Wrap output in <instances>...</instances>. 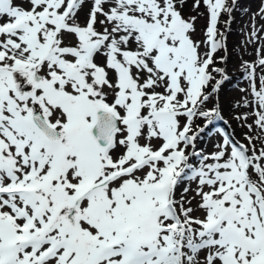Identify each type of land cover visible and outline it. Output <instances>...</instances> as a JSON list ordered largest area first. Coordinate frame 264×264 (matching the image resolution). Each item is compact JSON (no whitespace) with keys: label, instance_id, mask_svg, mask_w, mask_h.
<instances>
[{"label":"snow or ice","instance_id":"1","mask_svg":"<svg viewBox=\"0 0 264 264\" xmlns=\"http://www.w3.org/2000/svg\"><path fill=\"white\" fill-rule=\"evenodd\" d=\"M235 4L0 0V264H264V7L216 127Z\"/></svg>","mask_w":264,"mask_h":264},{"label":"rangeland","instance_id":"2","mask_svg":"<svg viewBox=\"0 0 264 264\" xmlns=\"http://www.w3.org/2000/svg\"><path fill=\"white\" fill-rule=\"evenodd\" d=\"M264 7V0H236L235 8L232 13L230 25H226L224 21L228 20V16L221 17L220 29L226 36L227 51L220 53L226 56L227 60V74L230 81L224 83L221 88L219 102L222 106V123L217 122V128H229V130L235 129L237 137H239L242 131L238 127V122L233 118L236 111H243V109L233 110L232 105L240 99V88L246 87L247 82L242 78V61H251L255 59V49L258 44H264V41L258 42V44L247 43L248 35L250 32V26L253 20L254 14ZM185 13L189 15H196L189 5L185 9ZM206 20L200 18L196 22L198 33L204 28ZM257 27L264 24L259 16H256ZM202 38V36H198ZM219 55V54H218ZM227 121V124L224 123ZM202 123V122H201ZM215 128L205 138V141L215 136Z\"/></svg>","mask_w":264,"mask_h":264},{"label":"bare ground","instance_id":"3","mask_svg":"<svg viewBox=\"0 0 264 264\" xmlns=\"http://www.w3.org/2000/svg\"><path fill=\"white\" fill-rule=\"evenodd\" d=\"M219 123H222L221 121H219Z\"/></svg>","mask_w":264,"mask_h":264}]
</instances>
